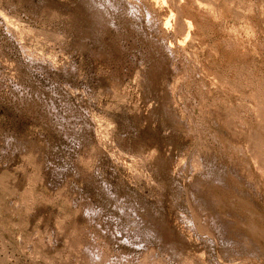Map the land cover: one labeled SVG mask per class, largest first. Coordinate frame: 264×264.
I'll list each match as a JSON object with an SVG mask.
<instances>
[{
	"label": "rangeland",
	"instance_id": "374dc122",
	"mask_svg": "<svg viewBox=\"0 0 264 264\" xmlns=\"http://www.w3.org/2000/svg\"><path fill=\"white\" fill-rule=\"evenodd\" d=\"M0 264H264V0H0Z\"/></svg>",
	"mask_w": 264,
	"mask_h": 264
}]
</instances>
